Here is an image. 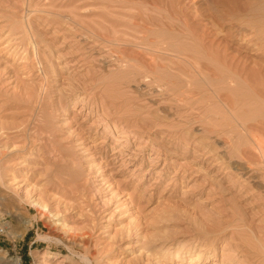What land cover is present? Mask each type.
<instances>
[{"label":"rangeland","instance_id":"rangeland-1","mask_svg":"<svg viewBox=\"0 0 264 264\" xmlns=\"http://www.w3.org/2000/svg\"><path fill=\"white\" fill-rule=\"evenodd\" d=\"M261 18L0 0V264H264Z\"/></svg>","mask_w":264,"mask_h":264},{"label":"bare ground","instance_id":"bare-ground-1","mask_svg":"<svg viewBox=\"0 0 264 264\" xmlns=\"http://www.w3.org/2000/svg\"><path fill=\"white\" fill-rule=\"evenodd\" d=\"M249 14V13H248ZM261 16V15H260ZM240 20V19H239ZM248 23H250V21L249 22H247V24ZM248 25H250V24H248ZM251 28L253 27V28H255L256 30H257V33H256V38H254L253 39V41H252V45L253 46H258L259 48H261V47H264V18H261V20L259 21V20H257V22H256V20H255V22H253L252 24H251V26H250ZM255 30V31H256ZM191 31V30H190ZM246 31V30H245ZM254 31V30H253ZM192 34V33H191ZM194 37V36H193ZM195 39H196V37H195ZM201 39V38H200ZM197 40V39H196ZM175 41V40H174ZM202 42H203V40H202ZM193 43V42H192ZM200 43V42H199ZM204 45H205V43H204ZM180 46V45H179ZM206 47V46H205ZM204 47V48H205ZM209 49H211V48H209ZM209 49H205L206 51L208 50V51H210ZM201 50V49H200ZM179 51V50H178ZM195 51H198L197 49L195 50ZM183 52H185V51H183ZM189 52V51H188ZM201 52H203V51H201ZM211 52V51H210ZM179 53V52H178ZM196 53L198 54V52H195L194 54H190V56H187L186 58H188V60H189V62L190 61H192L193 62V60H191V59H194V62H196L195 64H198L199 65V67L202 65V62L200 61V54L199 55H196ZM200 53V52H199ZM223 55H225V54H222V57H223ZM184 56V55H183ZM186 56V55H185ZM205 56V55H204ZM221 57V55L218 53V55L217 54H211L209 57H208V59L209 60H215L216 62H219L220 64H223L225 67H227V68H229V69H232V67H229V65H232V63L233 62H229V60H227V57L225 56V57H223L222 58ZM187 60V61H188ZM210 62V61H209ZM194 64V65H195ZM197 65V66H198ZM218 65V64H217ZM222 65V66H223ZM202 67V66H201ZM238 68V67H237ZM244 68H245V66H243L242 68H241V71L242 70H244ZM199 69H201V68H199ZM229 71V70H228ZM234 73H237V74H239L240 72L238 71V69H236L235 71H234ZM233 75V74H232ZM258 89V88H257ZM260 142V141H259ZM257 148H260L262 151L264 150V145L263 144H261V143H259V145H258V147ZM42 205V204H41ZM42 208L43 209H45L46 210V205L45 206H43L42 205ZM41 258V257H40Z\"/></svg>","mask_w":264,"mask_h":264},{"label":"built area","instance_id":"built-area-1","mask_svg":"<svg viewBox=\"0 0 264 264\" xmlns=\"http://www.w3.org/2000/svg\"><path fill=\"white\" fill-rule=\"evenodd\" d=\"M7 264H25L23 257L19 254H16L9 258Z\"/></svg>","mask_w":264,"mask_h":264}]
</instances>
